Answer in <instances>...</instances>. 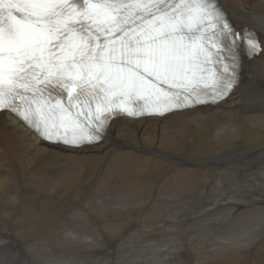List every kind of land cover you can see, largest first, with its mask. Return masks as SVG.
<instances>
[{
  "label": "bare ground",
  "instance_id": "6f19581e",
  "mask_svg": "<svg viewBox=\"0 0 264 264\" xmlns=\"http://www.w3.org/2000/svg\"><path fill=\"white\" fill-rule=\"evenodd\" d=\"M220 1L239 30H254L260 39L264 40V0ZM224 160L230 167L222 171L216 168L215 181L210 183L206 179L207 182L203 183L201 178L205 180L206 174H212L214 168L212 169L211 166H217ZM254 160L260 163L254 164ZM245 166L254 167L255 170L251 172L249 170L251 167L247 169ZM238 169L245 172L242 173ZM262 171H264V54L245 60L239 86L224 101L200 109L171 113L165 117L140 119L119 117L112 121L102 142L83 148L73 149L42 141L17 119L3 113L0 114V234L2 235L0 247L15 236L27 243L28 251L38 253L33 254L32 257L31 252L32 261H37V264H57V261L51 260L53 258L50 259V252H53V255L74 254V259L80 260V263L92 264L91 258L93 256L101 258L104 249L102 232H108L109 237H114L115 240L138 236L145 238L147 236L145 234H154V232L160 234L163 229L151 216L155 210L160 209L161 212L164 209V213L168 216L175 209L182 211L189 203L199 206L195 214H200L201 209L206 206L213 210L212 213L204 215V220L211 218V214L223 216L222 213H226L224 210L228 212L234 205L243 207L242 211H238L235 221H232V230L228 231L231 235L225 234L226 239L229 240L234 236L232 233L234 231H241L243 233L240 232V235H242L246 233L249 225L258 226V221L248 218L252 213L259 212L262 209L260 204H264L262 199L264 194H259L260 191L256 193L255 199L253 198L252 201L256 200L253 203L247 197H239V194L242 195L239 193L241 190L233 189L232 186L240 185L241 188H245L247 185L243 183L247 182L249 187L264 191L263 185H256L257 181L264 184V176H259ZM244 174L249 179L245 180ZM255 175H258L256 179H254ZM154 187H156L155 192H153ZM210 187V192L204 195V190ZM222 187L230 189L233 196H229V192L224 193ZM224 195L226 198H222ZM147 201L150 205L153 204L152 214H147V219L132 213L135 205L143 206V202ZM115 203L123 207L116 209ZM256 204L258 207H254ZM76 207L80 212L77 218ZM158 213L156 211L157 215ZM168 219L169 223L171 214ZM156 221L160 222L159 217ZM223 221L224 219L220 223L217 222V227L223 228L224 226L221 225ZM243 221L247 222L244 224ZM9 224L13 225L12 229ZM174 224L176 226L177 222ZM139 225L141 228H138ZM236 225H239L238 228H234ZM183 227L186 233L191 229L188 227L192 226L185 225L181 228ZM84 230L86 231L83 232ZM61 235L63 237L59 239ZM247 236L251 237L252 233L248 231ZM197 239L193 240L197 241ZM64 240H66L65 245L62 243ZM233 240L235 241H230L232 247L237 245V237ZM107 242L111 244L110 239ZM112 242L115 244L114 241ZM160 243L165 244L162 241ZM255 245H258L257 252L264 253V240ZM138 246L143 248L142 245ZM200 246H194L195 255L202 250ZM135 247L137 248V244ZM219 247H216L219 249H216L218 252ZM251 247H248V250ZM122 248L124 251H130L133 246ZM202 251L198 253L202 255ZM144 252H146L145 247ZM40 255L45 258L43 261ZM158 259L151 264H164ZM162 259L165 258L161 257L160 260ZM130 260L132 259H129V262ZM122 262L130 264L128 258Z\"/></svg>",
  "mask_w": 264,
  "mask_h": 264
},
{
  "label": "snow or ice",
  "instance_id": "6c2138e0",
  "mask_svg": "<svg viewBox=\"0 0 264 264\" xmlns=\"http://www.w3.org/2000/svg\"><path fill=\"white\" fill-rule=\"evenodd\" d=\"M241 48L219 0H0V114L43 141L99 143L114 118L216 104L238 81Z\"/></svg>",
  "mask_w": 264,
  "mask_h": 264
},
{
  "label": "rangeland",
  "instance_id": "374dc122",
  "mask_svg": "<svg viewBox=\"0 0 264 264\" xmlns=\"http://www.w3.org/2000/svg\"><path fill=\"white\" fill-rule=\"evenodd\" d=\"M221 120H223V119H221ZM221 120H218V121H221ZM219 123V122H218ZM227 154H230V152H227ZM259 158H257V160H258ZM257 160H254L253 162H254V164L255 163H260V162H257ZM223 164V165H222ZM219 165V166H218ZM217 166H211V168L213 169L212 170V174H206L205 175V180L204 179H202L201 178V180L203 181V183H205V182H207V181H209L210 183H212L213 181H215V179H216V176H215V173L217 172V169L216 168H218V170L219 171H222L223 169H225L226 167H230V166H228L227 164H226V162H225V160L224 161H222V162H220L219 164H218ZM220 167V168H219ZM247 169H249L251 166H249V167H247V166H245ZM241 170V171H240ZM238 169V171H240V172H242V173H244L245 172V170L243 171L242 169ZM251 172L253 171V170H255L254 169V167H251L250 169H249ZM231 172H233V171H231ZM246 172H248V171H246ZM214 174V175H213ZM262 174V175H261ZM210 175V176H209ZM245 175V180H247V179H249L248 177H247V175L246 174H244ZM206 176L208 177L209 176V178H206ZM213 176V177H212ZM259 176H261V177H263L264 176V171H262L260 174H259ZM258 177V175H255L254 176V179H256ZM206 179H207V181H206ZM209 179V180H208ZM159 180H161V179H159ZM242 180V179H241ZM240 180V181H241ZM161 182H162V180H161ZM209 183V184H210ZM257 184L256 185H263L264 186V184H262V183H260L259 181H257L256 182ZM243 185H247L245 188H241V186L240 185H238V186H232V188L233 189H237V190H241L240 192L239 191H237V192H239V193H242V195L241 194H239V197H242V196H244V197H247V198H249L251 201L253 200V198L255 199V197H256V193H258L259 191V194H264V191L263 190H261V189H256V188H254V187H252V186H250L249 187V185H248V183L247 182H244L243 183ZM255 185V186H256ZM209 189H211V187L210 188H208L207 190H204V195H207L208 194V192H210V190ZM222 189H224L223 191H224V193H227V192H231L230 191V189H225V188H223L222 187ZM248 189V190H247ZM227 190V191H226ZM243 190V191H242ZM156 191V187H154V189H153V192H155ZM245 191V192H244ZM228 193V194H229ZM248 194V195H247ZM252 194V195H251ZM229 196H233V194H231L230 193V195ZM222 198H226V196L224 195V197H222ZM154 199H155V195H154ZM248 199V200H249ZM262 199H263V201H264V198L262 197ZM247 200V199H246ZM247 200V201H248ZM248 201V202H251V201ZM244 201V200H243ZM243 201H241V202H243ZM254 201H256V200H254ZM254 201H252L253 203H255ZM143 206H142V204H140V205H135L133 208L135 209H133L132 210V213H137V214H139V217H141L142 219H147L148 218V216H147V214H152L151 213V211H152V206H153V204H151L150 205V202L149 201H147V202H143ZM197 204H195V206L194 205H192V203H189V205L187 204L186 205V208L184 207L183 208V210L181 211V210H176V212H175V210H174V212L173 213H170L171 214V221H169V223L167 222L168 220H170V219H168V217L170 218V214L168 215V216H166L167 214L166 213H164L165 212V210L163 209V211L161 210V212H160V209H157V210H155V212L151 215L152 217H153V219H154V221H155V223L156 224H158L159 226H160V228L161 229H163L162 230V232L160 233V234H158V233H156V232H154V234H152V233H148V234H145V235H147V236H145V238H143V237H133V238H127V239H125V238H120V239H117V240H115L114 239V237H109V235L107 234L108 232H102V237H101V239L102 240H104L103 242V252H102V254H101V258L99 257V256H93L92 258H91V261L93 262L92 264H117L118 262H120L121 264L123 263V264H125L124 262H122L123 260H127V258H128V262H129V259H132V260H130L131 262H129L130 264L131 263H133V264H140V263H143V264H151V262H153V261H157V259L159 258V256H160V258L162 257V258H165V259H162V260H160V258L158 259V261L159 262H163L164 264H264V253H262L261 254V252L259 253V252H257V247H258V245L256 246L255 245V243H258L259 241H261V240H264V204H260V206H262V209L261 210H259V212H257V213H255V214H253L252 212V214L250 215V213L249 212H246L247 213V215H250V217L248 218V219H253V220H255V221H258V226L257 227H254V225H249V228H248V230L246 231V233L245 234H242V235H240L241 233H243V232H239V231H234V232H232L233 233V235L235 236L236 234H237V236H233L232 238H230L232 241H235V240H233V239H236V237H237V245L236 246H233L232 247V245H231V240L229 239H226L227 237L225 236V234H227L228 236H230L231 235V233L230 232H228V231H231L232 230V227L231 226H233V224H232V221H235V217H237V214H238V211H242L244 208L242 207H240V206H236V205H234V206H232V208H230V211H226V210H224L226 213H222L223 214V216H221V214H211V218H205V220H204V215L205 214H208V213H212L213 212V210L210 208V207H205V208H203V209H201V213L200 214H195V210L196 209H199V206L197 205ZM138 206V207H137ZM148 206V207H147ZM188 206V207H187ZM189 206H190V208H189ZM194 206V207H193ZM114 207H116V209H121L123 206H118L117 205V203H115L114 204ZM139 207H141V208H139ZM254 207H258V205L256 204V205H254ZM208 208V209H207ZM236 208V209H235ZM76 209H77V215L75 214V216H76V218L80 215V212L78 211V208L76 207ZM147 209V210H146ZM151 209V210H150ZM193 209V210H192ZM240 209V210H239ZM250 209V208H249ZM141 210V211H140ZM186 210V211H185ZM189 210V211H188ZM156 211L157 212H159L158 213V215L156 214ZM185 211V212H184ZM218 211H220V210H218ZM261 211V212H260ZM187 212V213H186ZM131 213V212H130ZM176 213H177V215H176ZM181 213V215H179ZM182 213H184V214H182ZM90 214V213H89ZM146 214V215H145ZM186 214V215H185ZM225 214V215H224ZM258 214V215H257ZM142 215V216H141ZM159 217V220H160V222L159 221H156V219L158 220V217ZM161 215H162V217H161ZM165 215V216H164ZM180 217H179V216ZM144 216H145V218H144ZM156 216V217H155ZM173 216H175V218L173 217ZM180 218V220H179V218ZM214 216V217H213ZM147 217V218H146ZM164 217V218H163ZM182 217V218H181ZM254 217H255V219H254ZM156 218V219H155ZM162 220H161V219ZM165 218H167V219H165ZM174 219V220H173ZM176 219V220H175ZM178 219V220H177ZM215 219V220H214ZM218 219V220H217ZM222 219H224V221L221 223V225L222 226H224L223 228H220L219 226L217 227V222H221V220ZM248 219H246V220H248ZM213 220H214V222H213ZM166 221V222H165ZM180 221V222H179ZM228 221V222H227ZM160 224H159V223ZM165 222V223H164ZM177 222V224H176V226H177V228H176V226H175V224L174 223H176ZM181 222H182V224H181ZM187 222V223H186ZM247 221H243V223L245 224ZM179 223V224H178ZM186 223V224H185ZM201 223V224H200ZM231 223V224H230ZM91 224V223H90ZM89 224V225H90ZM163 224H164V226H163ZM181 224V225H180ZM186 225V227L187 226H192V227H188L189 229H190V231H187L186 233H185V231H186V229H184V227L183 228H181L182 226H185ZM190 224V225H189ZM214 224V225H213ZM217 224V225H216ZM230 224V225H229ZM173 225V226H172ZM199 225H200V227H199ZM174 226H175V228H174ZM213 226V227H212ZM235 226V225H234ZM238 226L239 225H236V227H234V228H238ZM242 226H244V225H242ZM9 227H10V229H12L13 228V225H11V224H9ZM15 227V226H14ZM185 227V228H186ZM195 227H197V229L195 228ZM214 227H216V228H214ZM62 228V227H61ZM138 228H141V226L139 225L138 226ZM180 228V229H179ZM200 228V229H199ZM204 228H206V230L204 229ZM209 228V229H208ZM252 228V229H251ZM178 229V230H177ZM188 229V230H189ZM202 229V230H201ZM214 229V230H213ZM225 229V230H224ZM228 229V230H227ZM255 229V230H254ZM262 229V230H261ZM62 230V229H61ZM181 230V231H180ZM185 230V231H184ZM212 230V231H211ZM237 230V229H236ZM252 230H253V232H252ZM258 230V231H257ZM46 231H48V230H45V232ZM86 230H84L83 232H85ZM135 231V230H134ZM208 231V232H207ZM220 231H222V232H220ZM248 231H250L251 233H252V236L251 237H248L247 235H248ZM205 232H207V233H205ZM210 232V233H209ZM212 232H214V234H211ZM228 232V233H227ZM193 235H195L194 237H197V235H198V239L197 238H194L193 236H192V234ZM236 233V234H235ZM12 234V233H11ZM189 234V235H188ZM191 234V235H190ZM206 234H208V235H206ZM230 234V235H229ZM139 235H140V233H139ZM153 235V236H152ZM209 235H212V236H209ZM0 236H2L1 234H0ZM190 236V237H189ZM193 238H192V237ZM207 236V237H206ZM219 236V237H218ZM224 238H223V237ZM242 236V237H241ZM4 237V236H3ZM62 235L59 237V239H62ZM150 237V238H149ZM202 237V238H201ZM212 237H214V238H212ZM139 238V239H138ZM142 238V240H140ZM215 238H216V240L217 241H215ZM220 239V240H218V239ZM222 238V239H221ZM244 238V239H243ZM250 238H252V239H250ZM262 238V239H261ZM106 239V240H105ZM109 239H110V242H111V244H109V242H107V241H109ZM112 239V240H111ZM114 239V240H113ZM122 239V240H121ZM125 239V242L123 241ZM130 239V240H129ZM133 239V240H132ZM136 239V240H135ZM138 239V240H137ZM145 239V240H144ZM148 239V240H147ZM179 239V240H178ZM182 239V240H181ZM189 241H188V240ZM193 239H197V241H194ZM226 239V240H225ZM238 239H239V241H238ZM241 239V240H240ZM247 239V240H246ZM250 239V240H249ZM102 240H101V242H102ZM146 240H147V242H146ZM150 240V241H149ZM172 240V241H171ZM184 240H185V242H184ZM192 242H191V241ZM205 240H207V241H205ZM221 240H223V241H221ZM225 240V241H224ZM22 241V242H21ZM112 241H114L115 242V244L112 242ZM119 241V242H118ZM130 241V242H129ZM141 241V242H140ZM149 241V242H148ZM162 241V243H165V244H161L160 242ZM168 241H170L169 243H167ZM179 241V242H178ZM201 241V242H200ZM215 241V242H214ZM228 241V242H227ZM243 241V242H242ZM66 242V240H64L62 243H64V245L66 244L65 243ZM132 242H133V244H132ZM175 242V243H174ZM184 242V243H183ZM187 242V243H186ZM193 242H195V243H193ZM205 244H207V245H205ZM208 242V243H207ZM213 242H214V244H213ZM226 243V245L224 244V243ZM7 243V244H6ZM6 243H4L2 246L3 247H0V264H37L36 262L37 261H35V259H34V261L35 262H33L32 260V257H34L33 256V254L34 255H37L38 253H36V251L33 253L32 252V250L31 251H28V249H26L27 247H26V244L27 243H25L21 238H17V237H15V236H12V240L10 241H8V242H6ZM13 243V244H12ZM130 246H133V248H131L130 249V251H127V250H123V248L122 247H124V248H127L129 245ZM144 243V244H143ZM175 244V245H173V244ZM177 243V244H176ZM202 243V244H201ZM209 243H211V244H209ZM220 243V244H219ZM240 243V244H239ZM246 243H248V244H246ZM251 243H253L252 245H251ZM109 244V245H108ZM116 244H119V245H116ZM123 244H124V246H123ZM137 244V248L135 247V245ZM161 244V245H160ZM209 244V245H208ZM215 244H216V246H215ZM224 244V245H223ZM229 244V245H228ZM239 244V245H238ZM11 247H10V246ZM111 245V246H110ZM138 245H142V247L143 248H141V246H138ZM146 245V246H145ZM165 245V246H164ZM169 245V246H168ZM180 245V246H179ZM188 245V246H187ZM190 245V246H189ZM193 245V246H192ZM195 245H201L200 247L202 248V250L201 249H199V250H201L202 251V255L200 254V253H198V252H201V251H198L197 252V254L199 255V256H197V254L195 255L194 253H196V251L195 250H193L194 249V246ZM255 245V246H254ZM7 246H9V247H7ZM111 247V248H109V247ZM113 246V247H112ZM116 246V247H115ZM154 248H153V247ZM167 246V247H166ZM171 246H172V248H171ZM178 246V247H177ZM220 246V247H219ZM230 246V247H229ZM243 246V247H242ZM251 246H253V247H251ZM7 247V248H6ZM119 247H121V249L119 248ZM139 247V248H138ZM144 247H145V251L146 252H144ZM176 247V248H175ZM189 247V248H188ZM216 247H219L220 248V251L218 252L217 250H219V249H217ZM221 247H223V248H221ZM225 247V248H224ZM248 247H251V249H249L248 250ZM5 248V249H4ZM19 248V249H18ZM106 248V249H105ZM119 248V249H118ZM135 248V249H134ZM168 248V249H167ZM190 248H192V250L190 249ZM205 248V249H204ZM212 248V249H211ZM215 248V249H214ZM230 248V249H229ZM138 249V250H137ZM143 249V250H142ZM151 249V250H150ZM166 249V250H165ZM214 249V250H213ZM217 249V250H216ZM226 249V250H225ZM13 250V251H12ZM107 250V251H106ZM119 250V251H118ZM124 252H122V251ZM165 250V251H164ZM206 250H207V252H206ZM222 250L225 252V254H224V256H227V257H224L223 256V253L224 252H222ZM231 250V251H230ZM234 250V251H233ZM248 250V251H247ZM105 251V252H104ZM114 251H115V253H114ZM127 251V252H126ZM133 251V252H132ZM148 251V252H147ZM153 251V252H152ZM156 253H155V252ZM163 251V252H162ZM172 251V252H171ZM229 251V252H228ZM240 251V252H239ZM31 252H32V257H31ZM107 252V253H106ZM110 252V253H109ZM166 252V253H165ZM169 252H170V254H169ZM220 252H222V253H220ZM231 252V253H230ZM232 252H234V254L232 253ZM236 252V253H235ZM252 252V253H251ZM16 253V254H15ZM131 255H130V254ZM140 253V254H139ZM141 253H144V254H141ZM149 253V254H148ZM154 253V254H153ZM205 253H208V254H205ZM212 253V254H211ZM216 253H219L218 255L216 254ZM50 254H51V256H50V259L51 258H53V259H51L52 261H57V264H73V262H74V264H83V263H80L81 261L79 260V261H77V260H75L74 258V254H63V255H59V254H55V255H53V252H50ZM107 254V255H106ZM114 254H115V256H114ZM117 254V255H116ZM119 254V255H118ZM138 254V255H137ZM169 254V255H168ZM206 256H205V255ZM228 254H229V258H228ZM232 254V255H231ZM257 254V255H256ZM42 255H43V253H42ZM128 255H130V257L128 256ZM134 255V256H133ZM143 255V256H142ZM155 255V256H154ZM207 255H209V256H207ZM220 255H221V257H220ZM103 256H105L104 258H103ZM154 258H153V257ZM169 256V257H168ZM180 256V257H179ZM204 256V257H203ZM231 256H232V258H231ZM235 256H237V257H235ZM41 259H42V261L45 259L44 257H42L41 255L39 256ZM112 257H114V258H112ZM120 257H122V258H120ZM136 257L138 258V257H141V258H138V259H136ZM143 257V258H142ZM146 257V258H145ZM156 257H157V259H156ZM263 257V258H262ZM64 258V259H63ZM66 258V259H65ZM73 258V259H72ZM135 260H134V259ZM153 258V259H152ZM170 258V259H169ZM178 258V259H177ZM226 258V260H224ZM236 260H235V259ZM261 258H262V261H261ZM67 259H69V261L67 260ZM142 259H144V260H142ZM156 259V260H155ZM209 259H211V260H209ZM256 259V260H255ZM97 260V261H96ZM102 262H104V263H102ZM115 260V261H114ZM207 260V261H206ZM217 260V261H216ZM134 261V262H133ZM142 261V262H141ZM206 261V262H205ZM209 261V262H208ZM233 261V262H232ZM33 262V263H32ZM68 262V263H67ZM106 262H108V263H106ZM114 262V263H113ZM117 262V263H116ZM140 262V263H139ZM170 262V263H169ZM180 262V263H179ZM214 262V263H213ZM225 262V263H224ZM260 262V263H259ZM119 263V264H120Z\"/></svg>",
  "mask_w": 264,
  "mask_h": 264
}]
</instances>
